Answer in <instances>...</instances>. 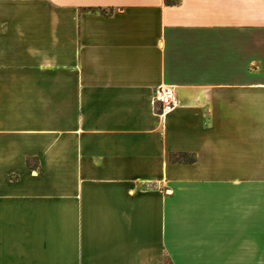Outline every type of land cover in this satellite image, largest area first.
Listing matches in <instances>:
<instances>
[{
  "label": "crops",
  "instance_id": "0c3cea01",
  "mask_svg": "<svg viewBox=\"0 0 264 264\" xmlns=\"http://www.w3.org/2000/svg\"><path fill=\"white\" fill-rule=\"evenodd\" d=\"M0 264H264V0H0Z\"/></svg>",
  "mask_w": 264,
  "mask_h": 264
},
{
  "label": "built area",
  "instance_id": "2783aa9c",
  "mask_svg": "<svg viewBox=\"0 0 264 264\" xmlns=\"http://www.w3.org/2000/svg\"><path fill=\"white\" fill-rule=\"evenodd\" d=\"M169 100H170V93L168 91H166L162 95V97L158 98V102L161 104L162 113H167L172 109L173 105Z\"/></svg>",
  "mask_w": 264,
  "mask_h": 264
}]
</instances>
